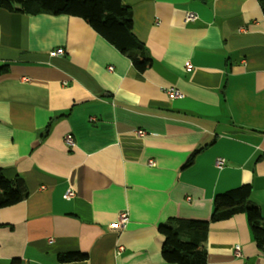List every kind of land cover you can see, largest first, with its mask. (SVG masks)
Segmentation results:
<instances>
[{"label":"crops","instance_id":"obj_1","mask_svg":"<svg viewBox=\"0 0 264 264\" xmlns=\"http://www.w3.org/2000/svg\"><path fill=\"white\" fill-rule=\"evenodd\" d=\"M122 1L144 72L82 18L0 8V170L29 193L0 208V264H173L160 228L210 221L215 196L245 184L264 217L259 1ZM249 227L243 214L210 224L207 264H264Z\"/></svg>","mask_w":264,"mask_h":264},{"label":"trees","instance_id":"obj_2","mask_svg":"<svg viewBox=\"0 0 264 264\" xmlns=\"http://www.w3.org/2000/svg\"><path fill=\"white\" fill-rule=\"evenodd\" d=\"M264 11V0H258ZM122 0H0V8L30 16L49 14L66 15L84 19L94 31L118 51L125 54L133 67L146 71L152 59L145 54L144 44L134 34L133 11ZM202 147L192 153L191 165ZM0 170V208L13 206L28 197V190L21 179L9 180ZM252 186L241 185L214 198L210 221L184 220L172 226L161 227L164 236L162 257L173 264H207L206 241L210 224L228 220L235 215L247 217L253 241L264 255V217L261 209L251 203ZM62 262L86 259L81 253H66L59 257Z\"/></svg>","mask_w":264,"mask_h":264},{"label":"built area","instance_id":"obj_3","mask_svg":"<svg viewBox=\"0 0 264 264\" xmlns=\"http://www.w3.org/2000/svg\"><path fill=\"white\" fill-rule=\"evenodd\" d=\"M197 14H195V13H188V15L186 16V19H185V23L186 24H188V23H190V22H195L196 20H197ZM64 53V51L63 50H56L55 52H52V56H56V55H62ZM186 65V67L188 68V69H190V68H192V66L189 64V62L188 63H186L185 64ZM110 68V70H112V68L111 67H109ZM166 91V93L171 97V98H179V97H181V93H180V91H178L176 88H169V89H167V90H165ZM144 132L143 131H139L138 132V134L139 135H142ZM65 142H66V144H67V146H69V147H71V148H73L74 147V145L76 144L75 143V140H74V138H73V135H67L66 137H65ZM221 164H223V161L222 160H219L218 162H217V166H220ZM73 196H75V194H74V192L73 191H71V190H69V191H67V193L65 194V196L64 197H66V199H72L73 198ZM130 218H129V214L128 213H126V212H124V213H122V214H120V216H119V219H117L116 220V222L112 225L114 228H116V229H126V227H127V225H128V223H129V220ZM241 250H240V247H236V249H235V255L236 256H238V257H240L241 256Z\"/></svg>","mask_w":264,"mask_h":264}]
</instances>
